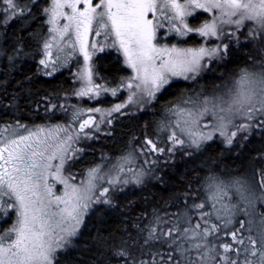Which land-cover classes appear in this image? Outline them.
<instances>
[{
  "label": "snow or ice",
  "instance_id": "obj_1",
  "mask_svg": "<svg viewBox=\"0 0 264 264\" xmlns=\"http://www.w3.org/2000/svg\"><path fill=\"white\" fill-rule=\"evenodd\" d=\"M0 3L6 5L5 15L8 12L13 15L23 12V9L17 11L16 0H0ZM197 10L218 15L214 14L210 21L193 27L188 17ZM44 11L48 14L47 23L53 26L43 43L45 58L39 62L45 75L51 76L60 67L67 66L78 50L83 56L84 67L76 74L82 87L75 95L94 99L109 89L93 82L92 57L96 52L108 48L121 52L134 74L126 84L121 82L120 87L129 90L123 103L116 104L106 112L89 108L86 110L87 119H82L85 110H74L72 120L79 124L78 129H73L72 125H57L48 129L37 126L33 130L18 125L17 128H23L27 135H20L16 128L10 127L0 132V214L16 213L13 225L0 234V264H54L57 252L69 243L71 237L77 235L93 204H110L108 194L112 189L121 184L141 182L144 172L126 167L134 163L130 155L122 157L121 162L109 173H105L100 165L90 168L85 179L79 183L73 182V177L64 176L62 171L65 162L80 151L72 146L82 138H93L86 129L99 131L101 124L112 123L114 113L124 115L128 107L143 109L155 101L174 78L195 79L208 68L206 60L219 57L227 49V45H223V48H208L160 44L159 30L167 26L164 35L174 33L183 38L194 33L206 40L219 38L223 34V25L234 24L239 29L245 21H252L264 31V0H51V7ZM61 17L67 23L58 27ZM89 34H93L91 40ZM53 47L56 48L55 56ZM236 85L229 101L206 100L204 109L198 113L179 105L169 109L177 116L175 128L190 139L191 146L199 148L203 142L213 138L214 132L232 144L238 132L249 130L253 123L264 128V73L257 77L243 71ZM117 91L111 89V94L116 95ZM209 103L212 104L211 108L207 107ZM224 104L226 106H222ZM60 107L66 110L64 105ZM209 112L215 117L216 123L204 125V128H211V131L194 130L199 127V119ZM94 113H101L98 121ZM236 117L248 123L240 124L229 135L228 130L235 127L233 121ZM4 132L8 134L4 135ZM168 139L173 145L167 149L168 152L185 144V140L175 130ZM146 145L151 146L147 149L150 152L165 151L152 140H146ZM54 160L59 162L54 164ZM57 183L64 185L60 195L54 191ZM104 184L108 186L104 187ZM231 187L236 189L247 208L240 209L237 205L222 203L229 192L213 178L208 184L211 193L208 199L213 202L215 222L210 218L213 213L203 211L206 204L200 203L193 205L199 212L195 224L191 223L192 218L189 217L186 227L178 220L167 231H160L159 235L166 242L171 240L175 252L181 258H187V264H264V231L258 233V238L251 234L243 237V220L235 231L226 232L233 243L210 246V240L219 239L220 232L233 224V217L238 212L248 215V209L255 207L257 198L251 192L246 194L240 181H235ZM260 187L264 189V181ZM258 199L264 202V194ZM217 204L220 207H216ZM261 225H264V219ZM158 238L157 228L153 227L145 242ZM218 248L223 249V254L217 252ZM192 251L197 253L195 257H191ZM118 255L126 256L128 253L121 251ZM173 259L169 255V261Z\"/></svg>",
  "mask_w": 264,
  "mask_h": 264
},
{
  "label": "trees",
  "instance_id": "obj_2",
  "mask_svg": "<svg viewBox=\"0 0 264 264\" xmlns=\"http://www.w3.org/2000/svg\"><path fill=\"white\" fill-rule=\"evenodd\" d=\"M38 7L36 4L26 16L9 21L0 10V126L62 121L64 111L59 104L65 101L63 97L74 86L69 69L51 76H45L40 70L36 48L43 24L37 13ZM27 18L29 21L32 18L29 24ZM242 35L238 32L236 39H242ZM198 39L191 34L186 41L193 44ZM237 41H228L221 58L208 63L205 71L208 76L197 90L187 81L171 82L139 116L125 114L115 118L99 140L92 141L83 156L74 161L75 169L92 164L100 149L110 155L123 154L129 147L139 146L144 136H164L165 133L162 130L158 133L159 129L152 122L154 118L161 121L162 112L180 101L176 100L180 93L186 91L190 95L197 92L192 98L203 95L224 78L252 68L254 61L259 59V48L255 42ZM96 60L97 71L108 84L125 74L120 59L110 52L99 55ZM110 102L111 98L104 97L98 104L108 105ZM256 130L253 129L242 149L238 145L243 137L240 134L241 137H235L230 146L213 137L195 150L176 148L171 155L152 158L162 162L148 174L150 177H143L138 186L113 193L110 204L101 203L90 208L78 234L70 246L57 252L54 264H187V258H181L171 240L166 242L159 235L160 231H167L178 220L186 227L189 217L192 224L198 221L193 205L204 203L201 189L208 179H242L258 173L263 176L257 182L260 186L264 181V128ZM149 165L152 167L151 161ZM237 220L236 217L234 223ZM153 227L157 228L159 238L146 243ZM222 240L224 238L218 239L220 243ZM121 251L128 255H118ZM217 252L223 254V249L218 248ZM169 255L174 257L171 262ZM190 255L195 257L197 253L192 251ZM232 256L235 258L234 253Z\"/></svg>",
  "mask_w": 264,
  "mask_h": 264
},
{
  "label": "rangeland",
  "instance_id": "obj_3",
  "mask_svg": "<svg viewBox=\"0 0 264 264\" xmlns=\"http://www.w3.org/2000/svg\"><path fill=\"white\" fill-rule=\"evenodd\" d=\"M16 4L18 6L17 11H19L20 9H23L22 14L13 15L11 12H8L7 15H5L6 5L1 4L0 10L2 11V13L4 15L5 20H7V21L14 20L17 18V16H19V17L23 16L24 17V16H26V14L30 13V11L33 7H36V4L39 5V7L37 8V13H39V15L41 16L43 28H42V32L40 33L41 39L39 41V44L37 45V48H36L37 51L36 52L38 53V61L40 62L41 59L45 58L44 50H43V43L45 42V40L48 39V37L50 35L49 29L51 27H53L52 25L47 23L48 14H46L44 11L45 8L51 7V0H16ZM214 14L218 15V13H214V12H204L203 10H197L193 14V16L188 17V22L193 27H199L204 22L210 21ZM31 19H30V21H31ZM60 19H61V23L58 25V27H63V24L67 23V21H65L63 19V17H61ZM195 20H197V21H195ZM30 21L28 18L26 19V22H28V24L30 23ZM222 29H223V34L219 38L211 37V38L206 39V40L202 39L200 36L193 33L192 35H195L199 39L197 40V43L191 44V43H188L186 41V38L188 36L181 38V37L176 36L174 33L169 34V35H164V33L167 32V26H166L164 29L159 30L158 42L160 44H168V45L175 43L181 47L205 46L208 48H215V47L219 46V47L223 48V45H226L228 43V41H230V40H232L233 42H239L237 40H244L245 39L246 41H249L253 44L255 42L257 47L259 48L258 49L259 59L254 61V63H253L254 65L252 66V68L249 67L247 69H243L240 73H238L235 76H232L229 78H224V80L221 83H218V84L208 88L204 92L203 95L195 96L194 98H192L191 96L197 95V92L194 91L195 94L193 93L190 95H188L186 93V91H184L183 93H180L179 97L176 99V100L180 99V101L178 103L174 104L173 106L165 109V111L162 112L163 118L160 117V119L162 118L161 121H159L160 123L157 122V120L155 118H154V121L152 122L155 125V128L159 129L158 133H160V130H162L165 133L164 136L163 135L162 136H153V135L144 136L143 139L140 141L142 145L139 142V144H140L139 146H137L136 148L129 147L128 150L123 154L110 155V154L104 152L103 149H100L101 151L98 154V158H96V160L92 164L87 165L88 167L86 166V167H83V168H80L77 170L74 167V165H75L74 161L83 156L84 151L85 150L87 151V146H89L92 141L99 140L100 136L106 132L107 126H109L110 124H107V123L101 124L99 131H96L95 129H90V130L86 129L85 131L86 132L90 131V134L92 135L93 138L92 139H83L82 138L72 146L73 148L80 149V151L76 152L73 155V158L68 159L65 162L62 174L66 177H73L74 178L73 182L79 183L80 181L85 179L86 174L90 168L95 167L97 165H100L102 170L105 173H109L112 171V169L115 165H117L118 163L121 162L122 157L130 155L133 158L134 163H132L130 165H126V167L132 168L133 171L139 170V171L144 172L143 177H145V176L150 177L149 175L151 174V172L154 171L156 169V167L158 165H160L162 162L161 159H157V160L153 159L152 160V158L162 157L163 156L162 154H169V155L172 154V152H168L167 149L173 147L172 142L169 141L168 137H169V135H171L172 131H174V130L177 131V133L181 139L185 140V144L183 146H177L176 147V148H178V150L190 149L192 151V150L197 149L196 147L190 145V139L186 135L180 134L179 130L175 128L177 116L175 114L169 112V109L173 108L176 105H179L181 107H185L186 109L191 110L193 113H198L204 109L206 100L213 101V102H219L220 100H223L225 102L229 101L231 98V95L234 93V91L237 87L236 81L239 79V77L243 71H247L249 73H252V74L256 75L257 77L261 73H264V31L260 30L259 26L256 25L252 21H245L244 24L241 25L239 29H237L234 24L233 25H223ZM238 32L243 34L242 39H236V37H237L236 35L238 34ZM52 35H55V33H52ZM189 35H191V34H189ZM92 38H93V34H89V40H91ZM73 39H75L74 36H73ZM99 39L103 40V37H100ZM52 52L55 56V53H56L55 47H53ZM108 52L116 55L120 59V62L122 64L123 68L126 70L125 74L122 76L120 75L113 84H108L107 82H104V80L100 77V75L97 71V68H96L97 57L103 53H108ZM220 58H221V55L217 58L212 59V60H206L205 63L208 64V63L214 61L215 59L218 60ZM91 65L93 68V82L108 88L109 89L108 92L103 93L99 96H96L94 99H89L88 97L80 98V97H77L75 95V93L82 87L81 83L77 80L76 74H77L79 69L84 67L83 56L80 55L79 51L77 50L76 56L68 62L67 66L60 67L59 70L57 71V72H59L62 69H69L70 78L72 80V83L74 84L72 91H70V93L68 95L63 97V99L65 101H61L59 104V106L64 105L66 108V110L63 109L64 117H63L62 121H54V122L46 121L43 123H34V124L12 123L9 125L0 126V132H3V129L5 127H10V128H16L20 135H27V133L24 131L23 128H17L18 125H23L24 128L33 129V130L37 126L44 127L45 129H48V128H53L57 125H61V126L72 125L73 129H78L79 124L73 123V120H72L74 110H76V109L85 110V114L82 116V119H87L88 115H87L86 110L89 108H99L102 111L106 112L107 110L114 107L116 104L123 103L129 95V90L126 87L121 88L120 87L121 82H124L126 84L127 81L129 80V78L134 74L132 69L130 67H128L127 64L125 63V59H124L123 54L121 52H118L114 48H108L102 52L98 51L92 57ZM218 65L219 64H217L216 67ZM40 70L45 75V70L43 69L42 65H40ZM49 71H50V69H49ZM205 71H206V69L203 70L200 73V75L197 76L195 79L184 80L181 77H177V78H174L172 82H174V81H187L189 83L194 84L193 86H194L195 90H197L199 87H201L203 80L205 79L204 77L208 76V73ZM57 72H55V73H57ZM55 73H53V74H55ZM45 76H48V75H45ZM111 89H118L116 95L111 94ZM104 97L111 98V102L108 105L98 104V101ZM184 101H190V103H183ZM50 105L53 106L54 103L51 102ZM222 106H226V104H224ZM207 107L211 108L212 104L209 103L207 105ZM147 109H148V105L146 107H144L143 109H140L138 106H131V107L126 108L124 110V112L126 115L128 114L129 116L137 117V116H139V114H141L143 111L145 112ZM93 115H94L95 119L98 121L100 119L101 113H94ZM113 116L115 119L119 116L121 117L122 115L114 113ZM215 123H216L215 117L212 115L211 112H209L199 119V122H198L199 127L195 128L194 130H196V131H200V130L211 131V128H204V125H214ZM233 123H234L235 127L229 128V130H228L229 135L231 134L232 131H236V128L240 124L248 123V121H246L243 118L236 117L234 119ZM253 129H257L256 131H258V130H261V127H257L256 124L253 123L249 130L238 132V134L236 136L237 139L241 137L240 134H242L244 137V138L243 137L241 138V142L238 144L241 149L244 148L246 142H248V139L250 138ZM3 134L7 135L8 133L4 132ZM61 136H63L62 133H61ZM213 137L220 139L225 145L228 144L226 141V138L221 136L218 132H214ZM146 140H152L157 145L158 148L165 149L164 153H156V152L148 151L147 149L150 148L151 146L146 145ZM230 145L231 144H228V146H230ZM150 161H151L152 167L149 165ZM58 162H59L58 160L53 161L54 164L58 163ZM263 162H264V160H263ZM229 177H232V176L230 175ZM262 177L263 176H259L258 173H255V175H249V176L247 175V176H245V178H242V179H239V178H231V179L215 178V181L217 183L223 184L226 187V190L229 192V196L227 198H225L222 201V203L234 204V205H237V207L240 209H244V208L248 207L245 202L240 200L239 194L236 192V189L234 187H231V185L235 181H240L246 189V194H248V192H251L252 194H254V196L257 199L255 201V207L248 209V212H249L248 215H245L243 212H238L233 217V224L229 225L228 230H225V231L223 230L220 232V234H219L220 240L223 238L225 240V237L228 236V238L225 241L222 240V242L220 243L218 241V239H214L215 242H212L213 239H211L210 245H212V244L222 245V244H226L228 242L233 243L231 236L226 235V232L230 233L232 231H235L237 228H239L241 220L245 221V228L242 230V233H241V235L245 238L250 234L254 238H258V233L264 231V225H261V220L264 219V202H261L258 199L262 194H264V189L260 188V186L257 185V182L262 180ZM142 178H141V181H142ZM212 179L213 178L206 180L203 183L201 190L203 192L202 198L204 199V203L206 204V207L203 209V211L208 212V213H213V215L210 218L212 219L213 222H215L213 202L210 199H208V197L211 195V193L208 190V184L210 182H212ZM140 183H138V184L137 183H129L127 185H124V184L118 185L117 187H115L114 189H112L109 192L108 198L111 199V196L115 192L122 191L126 188H129V187L138 186V185H140ZM103 186L107 187L108 185L104 184ZM54 191L56 192L57 195H60L64 191V185L57 183L55 188H54ZM101 203H103V202H101ZM101 203H98V204H101ZM94 205H96V204H93L92 207ZM216 207H220V204H217ZM198 217H199V212L197 211V219H199ZM236 217L238 219L237 220L238 222L234 223V220L236 219ZM15 220H16V213L14 211H11L8 215L0 214V234L7 231V229H9L13 225ZM249 221H251L250 224L248 223ZM74 237L70 238L69 243L64 248L70 246L72 239ZM235 247H240V245H235ZM241 259H242V257H241Z\"/></svg>",
  "mask_w": 264,
  "mask_h": 264
},
{
  "label": "bare ground",
  "instance_id": "obj_4",
  "mask_svg": "<svg viewBox=\"0 0 264 264\" xmlns=\"http://www.w3.org/2000/svg\"><path fill=\"white\" fill-rule=\"evenodd\" d=\"M4 16V15H3Z\"/></svg>",
  "mask_w": 264,
  "mask_h": 264
}]
</instances>
